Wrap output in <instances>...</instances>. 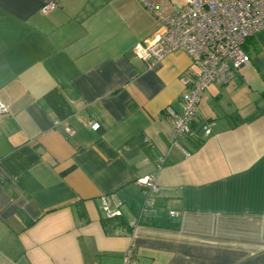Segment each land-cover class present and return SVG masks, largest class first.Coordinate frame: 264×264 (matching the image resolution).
<instances>
[{
  "label": "crops",
  "instance_id": "obj_1",
  "mask_svg": "<svg viewBox=\"0 0 264 264\" xmlns=\"http://www.w3.org/2000/svg\"><path fill=\"white\" fill-rule=\"evenodd\" d=\"M47 1L0 0V264H123L129 247L133 264H264V30L181 135L169 110L196 67L135 54L160 24L142 0Z\"/></svg>",
  "mask_w": 264,
  "mask_h": 264
},
{
  "label": "built area",
  "instance_id": "obj_2",
  "mask_svg": "<svg viewBox=\"0 0 264 264\" xmlns=\"http://www.w3.org/2000/svg\"><path fill=\"white\" fill-rule=\"evenodd\" d=\"M147 10L155 15L160 24L151 36L134 47L141 59L152 62L169 53L184 51L196 67L190 76L182 78L186 90L181 95L182 111L169 110L177 134L193 135L191 123L196 115L202 92L212 82L226 84L239 68L250 62L244 43L260 30H264V0H168L161 8L142 0ZM56 6L54 0L47 1L42 12ZM8 111V105L0 99V115ZM90 128L97 130L99 123L89 121ZM209 133L208 124L201 126ZM160 158L157 166L163 163ZM145 194L142 211H154V196L158 192L156 175L148 174L138 179ZM113 194L100 197L105 217L120 216L119 203ZM170 215H177L169 211ZM134 224V220L130 221ZM134 250L126 249L123 264H133Z\"/></svg>",
  "mask_w": 264,
  "mask_h": 264
},
{
  "label": "trees",
  "instance_id": "obj_3",
  "mask_svg": "<svg viewBox=\"0 0 264 264\" xmlns=\"http://www.w3.org/2000/svg\"><path fill=\"white\" fill-rule=\"evenodd\" d=\"M99 129V128H98ZM195 138H197L196 136H194ZM201 141L200 140H198V143H200ZM120 222L122 223L123 222V220L122 219H120ZM134 250V249H133ZM135 254V253H134ZM134 256V255H133Z\"/></svg>",
  "mask_w": 264,
  "mask_h": 264
},
{
  "label": "rangeland",
  "instance_id": "obj_4",
  "mask_svg": "<svg viewBox=\"0 0 264 264\" xmlns=\"http://www.w3.org/2000/svg\"><path fill=\"white\" fill-rule=\"evenodd\" d=\"M179 1V0H178Z\"/></svg>",
  "mask_w": 264,
  "mask_h": 264
}]
</instances>
